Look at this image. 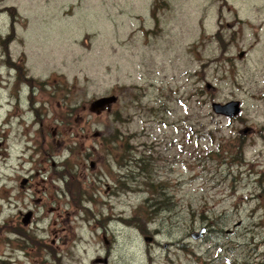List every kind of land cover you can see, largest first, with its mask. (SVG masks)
<instances>
[{
    "label": "rangeland",
    "instance_id": "rangeland-1",
    "mask_svg": "<svg viewBox=\"0 0 264 264\" xmlns=\"http://www.w3.org/2000/svg\"><path fill=\"white\" fill-rule=\"evenodd\" d=\"M24 76L39 120H20L21 100L1 125ZM229 100L239 115L211 111ZM10 257L264 264V0H0V264Z\"/></svg>",
    "mask_w": 264,
    "mask_h": 264
},
{
    "label": "flooded vegetation",
    "instance_id": "flooded-vegetation-1",
    "mask_svg": "<svg viewBox=\"0 0 264 264\" xmlns=\"http://www.w3.org/2000/svg\"><path fill=\"white\" fill-rule=\"evenodd\" d=\"M7 50V66L6 69L7 71H10L11 69H13V60L10 58L9 52H8V48L6 47ZM2 60L4 61V58H2ZM21 68L22 67H18L17 71L19 73H21ZM28 78H26V76H24V82H20V83H24V84H20L18 83L17 87L15 88L13 85L11 84V86L9 87L10 91L8 92L9 98L12 97L14 99V101H10L11 102V108L10 109H4L2 116H1V125H5L8 122H11V119L14 116V105H16L17 107L20 106L22 108V104H21V100L25 101L28 103V105H26V107L22 108L23 111V116L21 115L20 120H25V122H29L31 124V126L35 125L36 122L39 120V118H36V116H38V112H37V108L34 106V95L36 92V88L33 86V84L28 83L27 81ZM26 81V82H25ZM40 85L46 86V83H41ZM45 90L46 87H42V88H38V90ZM22 111V110H21ZM34 113V117H31V115ZM18 115L20 116V112H18ZM115 119H120L119 115H114ZM41 120V119H40ZM41 125V122H40ZM40 132H43V128L40 127ZM27 179H25L24 182H26ZM30 212V218L29 221L27 223H23L22 218H21V223L23 225H29V223H31L32 221V212L31 211H27ZM26 212V213H27ZM62 224L65 222V220L61 221ZM207 230V229H206ZM64 231V227L62 226V230ZM49 232L52 234V238H51V243H54L55 239L54 237H58L59 239H63L64 234L61 233L60 235H58L56 232H54L52 229L49 230ZM207 232V231H206ZM60 236V237H59ZM25 237L27 238V240H31L33 241L34 238H32L30 235H25ZM7 238L6 236L4 237V239ZM9 238V237H8ZM153 239V238H152ZM14 251H16L17 256L19 257L21 254V257L27 258L26 254L23 252V249L20 247H16L14 248ZM105 259V258H104ZM106 260V259H105ZM8 262H4L5 264H15V261L12 257H10L8 260Z\"/></svg>",
    "mask_w": 264,
    "mask_h": 264
},
{
    "label": "water",
    "instance_id": "water-1",
    "mask_svg": "<svg viewBox=\"0 0 264 264\" xmlns=\"http://www.w3.org/2000/svg\"><path fill=\"white\" fill-rule=\"evenodd\" d=\"M243 54H244V51H241L239 53V57H242ZM208 87H209V85H208ZM115 101H116V96L114 94L96 97L90 102V110L95 111V112H99V111L103 110L105 107H109ZM210 108L214 114L225 116L227 118H233V117L239 115V113L241 112V105H240V102L238 100H229V101L224 102V103L212 101ZM249 129H250L249 127L245 128L243 130V133H247L249 131ZM91 166H92V164H91ZM24 181H25V179L23 180V182ZM29 218H30V212L25 213L22 217L23 223H27L29 221ZM204 232H205V228H202L199 232H197L196 234H193L192 237L194 239H197L198 237L203 235ZM151 240H152L151 236H144V241L150 242ZM101 261L106 262L105 259H103V260L95 259V262H101Z\"/></svg>",
    "mask_w": 264,
    "mask_h": 264
},
{
    "label": "trees",
    "instance_id": "trees-1",
    "mask_svg": "<svg viewBox=\"0 0 264 264\" xmlns=\"http://www.w3.org/2000/svg\"><path fill=\"white\" fill-rule=\"evenodd\" d=\"M160 204H162V202H157V203H156V205H157V206H156V207H157V210H158V209H161V206H159ZM163 204H164V203H163Z\"/></svg>",
    "mask_w": 264,
    "mask_h": 264
}]
</instances>
